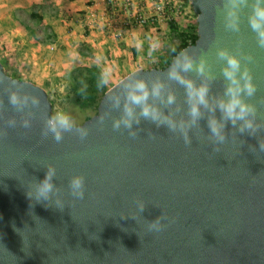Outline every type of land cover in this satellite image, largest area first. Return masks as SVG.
Returning a JSON list of instances; mask_svg holds the SVG:
<instances>
[{
  "label": "water",
  "instance_id": "95a60500",
  "mask_svg": "<svg viewBox=\"0 0 264 264\" xmlns=\"http://www.w3.org/2000/svg\"><path fill=\"white\" fill-rule=\"evenodd\" d=\"M190 1L199 40L181 53L206 56L218 76L213 92L220 93L215 44L234 49L242 41L244 51L255 57L250 68L259 89L253 102L258 103L264 97V50L256 46L247 10L241 13V32L234 34L224 31L220 0ZM176 57L166 69L126 76L106 92L98 114L77 126L90 129L87 139L81 142L75 132L66 133L59 144L41 136L44 122L54 115L46 90L8 76L0 62V128L22 115L8 103L7 92L41 101L31 109L30 130L18 123L0 137V264H264V152L251 147H258V137L233 136L229 124V137L216 153L203 136L194 135L189 147L166 128L147 122L136 139L114 131L111 117L103 126L97 123L111 111V98L123 94L125 83L164 80ZM171 87L183 103L184 89L175 83ZM258 107L264 116V105ZM201 126L207 132L206 121ZM149 128L155 139L147 135ZM49 164L57 169L54 183L62 186L63 210L54 199L38 202L28 195ZM75 174L86 178L83 200L73 199L67 188ZM139 200L146 202L142 213ZM162 212L167 216L164 231L149 233L147 221Z\"/></svg>",
  "mask_w": 264,
  "mask_h": 264
},
{
  "label": "clouds",
  "instance_id": "9594fccd",
  "mask_svg": "<svg viewBox=\"0 0 264 264\" xmlns=\"http://www.w3.org/2000/svg\"><path fill=\"white\" fill-rule=\"evenodd\" d=\"M245 10L248 27L255 35L256 46L264 50V0H220L218 13L222 17L224 31L239 34L241 13ZM242 43L239 41L234 49L221 46L219 41L215 44V60L220 65L219 77L223 80L222 92H213V84L218 76L205 55L197 59L187 53H181L168 69L164 80L147 81L137 78L125 83L123 94L111 98V111L100 116L98 125L103 126L105 120L111 117L114 131H126L131 139H136L145 131L141 127L142 122H147L157 129L166 128L168 133L182 138L184 144L189 147L193 143L194 135L197 138L203 136L212 151L219 153L221 145L229 137L226 127L230 124L231 135L236 136L239 133L258 137V147H251L264 152V135H261L264 133V116L258 107V104L264 105V97H261L258 103L253 102L259 90L250 68V65L255 63V57L244 51ZM190 73H195V78L189 75ZM110 80L111 74L102 71L98 87H107ZM173 83L184 89L183 103L178 102L176 92L171 87ZM7 96L12 109L22 115L19 122L15 117H10L6 121V127L0 128V137L7 136L8 129L16 128L18 123L20 127L30 130L34 118L31 109L38 108L41 103L37 96L21 95L17 91L7 92ZM113 110L119 115L112 116ZM202 120L206 121L207 132L201 126ZM72 132L83 142L89 136L90 129L77 127L75 119L69 113L58 110L44 122L41 136L45 140L51 137L59 144L64 140L66 133ZM147 135L151 139L157 136L151 128L147 130ZM46 169L43 180L35 182L34 194L29 192L28 195L38 202L54 199L55 206L63 210V189L61 185L54 183L57 180V169L51 164ZM67 188L73 199L83 200L86 195L85 176H71ZM145 206L146 202L138 201L139 213L145 210ZM166 219V214L162 212L155 220H146L147 231H164L166 225L163 221Z\"/></svg>",
  "mask_w": 264,
  "mask_h": 264
},
{
  "label": "crops",
  "instance_id": "0c3cea01",
  "mask_svg": "<svg viewBox=\"0 0 264 264\" xmlns=\"http://www.w3.org/2000/svg\"><path fill=\"white\" fill-rule=\"evenodd\" d=\"M114 2L122 0H0V62L5 70L22 62L48 79L69 74L68 79L64 76L69 80L78 62L91 61L111 74L110 87L137 70H151L152 64L166 61L153 44L154 24L164 20L163 14L149 0H135L132 17L144 12L148 25H128L121 14L115 30H109L105 14ZM22 76L18 79L46 90L36 83L39 76L34 73Z\"/></svg>",
  "mask_w": 264,
  "mask_h": 264
},
{
  "label": "rangeland",
  "instance_id": "374dc122",
  "mask_svg": "<svg viewBox=\"0 0 264 264\" xmlns=\"http://www.w3.org/2000/svg\"><path fill=\"white\" fill-rule=\"evenodd\" d=\"M165 5L164 12H161L162 17L164 20L160 22V24H154L150 22V26L153 27L156 25L157 30L155 34V40H153L154 47L158 48L157 54L160 56L168 57V49L173 45H179V39L177 37V32H174L170 29L169 22H175L176 26L178 27V32L185 31L190 26H194L197 20L190 0H163ZM163 4V3H162ZM154 8L157 9L158 4H153ZM159 12V11H158ZM22 62L18 63V66L13 64L11 67L7 66L6 73L8 76L18 79L23 77L22 73H34V76H39L36 83L43 84L48 91L49 99L54 104V114L58 110H63L69 113L76 121V126L82 125L87 120L92 118L96 115V111L89 110L87 112L82 111L80 108L75 106L70 102V99L67 98V94L69 93V86H70V78L67 80L69 74H63L61 79L56 77L55 79H48L47 76L44 74H39L38 71L32 70L30 66H24L21 64ZM84 62H78L82 64ZM165 64V61L162 63L156 62V64H152V67H162L161 65ZM77 66V65H76ZM20 75V76H17ZM25 76V75H24ZM67 79H65V77ZM26 82H32L29 80H20ZM120 81L115 82L118 84ZM33 83V82H32ZM114 85L109 87L112 88ZM44 89V88H43Z\"/></svg>",
  "mask_w": 264,
  "mask_h": 264
},
{
  "label": "trees",
  "instance_id": "16d2710c",
  "mask_svg": "<svg viewBox=\"0 0 264 264\" xmlns=\"http://www.w3.org/2000/svg\"><path fill=\"white\" fill-rule=\"evenodd\" d=\"M195 16L197 18L196 14ZM169 26L172 31L177 32L179 45L171 46L168 49V57L165 64L161 65L162 67H155L154 69H166L177 55H179L186 48L194 46L199 40L197 20L194 26H190L185 31L181 32H178V27L175 22H169ZM173 49H175V51H173ZM100 74L101 71L91 61L75 66L70 74V90L67 94V98L70 99L72 104L85 112L94 110L96 111V115L98 114V109L103 97L109 90L108 86L105 88L98 87ZM51 103L54 110V104L52 101Z\"/></svg>",
  "mask_w": 264,
  "mask_h": 264
},
{
  "label": "built area",
  "instance_id": "2783aa9c",
  "mask_svg": "<svg viewBox=\"0 0 264 264\" xmlns=\"http://www.w3.org/2000/svg\"><path fill=\"white\" fill-rule=\"evenodd\" d=\"M152 4H158L157 10L159 12H164L165 5L163 0H149ZM163 3V4H162ZM135 5V0H122L121 4L117 2L111 6L110 11L108 10L105 14L107 20V28L109 30H115L114 28L118 25V18L121 14L126 15V19L128 20V25H134L139 27H145L148 25L150 18H148L144 12L135 13V17H132V10Z\"/></svg>",
  "mask_w": 264,
  "mask_h": 264
}]
</instances>
